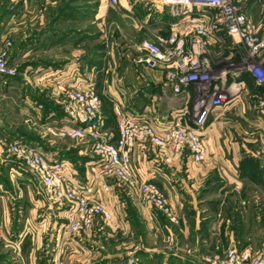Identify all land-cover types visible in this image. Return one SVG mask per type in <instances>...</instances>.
<instances>
[{"label":"built area","instance_id":"2783aa9c","mask_svg":"<svg viewBox=\"0 0 264 264\" xmlns=\"http://www.w3.org/2000/svg\"><path fill=\"white\" fill-rule=\"evenodd\" d=\"M100 2L116 6L120 0ZM136 2H144L148 11L147 19L137 18L136 23L152 37L133 43L131 60L162 70L161 93L153 95L141 111L114 101L118 130L114 139L101 112L100 94L92 84L81 83L67 89L62 102L68 122L49 124L45 130V135L55 138L86 142L95 155L93 175L82 178L71 160L50 157L39 146L18 141L4 146L3 152L16 164L13 170L37 182L49 203L68 202L65 235L88 232L98 221L113 220L112 210L100 198L102 191L111 188L107 177H115L118 185L139 193L143 201L178 222L166 193L138 174L134 147L150 144L165 163L187 152L193 162H203L208 156L204 132L210 117L248 93L246 74L263 88V95L257 97L264 107V22L246 12L245 1L134 0L131 4ZM224 52L234 54V59L215 68L214 59ZM13 73L0 53V74ZM161 100L181 107L170 119H158L153 113ZM203 264H264V247L241 252L232 247L223 257H205Z\"/></svg>","mask_w":264,"mask_h":264},{"label":"crops","instance_id":"0c3cea01","mask_svg":"<svg viewBox=\"0 0 264 264\" xmlns=\"http://www.w3.org/2000/svg\"><path fill=\"white\" fill-rule=\"evenodd\" d=\"M66 1L69 0H0V16L3 17V19H0L2 24L0 25V30L2 29L4 31V35L2 34L1 36H7L8 34L16 36L18 33V37L23 41L17 51L18 58L13 56L12 61L21 58V62L24 63L37 59L38 65L36 67V72H40L41 74L46 73V69L40 64L56 62L54 60L55 58L45 56L48 53H57L55 56L56 58L63 56L62 59L70 61L68 66L72 67L71 69L73 70L78 68V72H81L79 66L83 62L84 67L89 66L90 63L86 62L82 56L80 57L81 51L79 50L81 47L92 46L91 41L93 39L91 36L93 31L86 27L87 25L89 26L96 23L97 26L101 28L103 22L109 19L113 9L106 3L100 2V0H97V2H95L96 0H71V3ZM244 1L246 12L255 20L264 21V0ZM131 2V0H120V5H122L124 9L131 11L130 14H136V11H138L141 6L137 3L136 5L140 7L134 6V8ZM82 5L86 6L84 7ZM132 7L136 11L131 10ZM147 17L148 11L147 9H143L140 19H147ZM82 30H84V32ZM50 57H54V55ZM80 58H83V60H80ZM129 60L132 62L131 64L133 67L136 68L134 72H132L131 75L129 74L130 76L125 82L121 81L124 80L123 78L125 77L118 78L116 83H114L113 79L111 81L112 83L108 85V91L114 96L116 101L121 102L125 106V109L141 111L150 102L153 95L161 93L162 89L160 85L163 81V72L161 69L150 70L144 66L137 65L131 60V57ZM29 68L30 67H27V70H29ZM67 68L68 67L65 69ZM106 68L107 66L105 65L104 69ZM64 70L63 74L66 73L65 76L63 74L60 75V73H62L60 70V73L57 72L60 75L58 76V82L62 83V85L53 88L55 101L61 100L63 93H65L64 89H69L81 83L86 84L81 82L82 78L90 80V78L93 77L89 70H84L88 77L81 73L78 74L79 76H74V74H77L76 72L73 71L71 73L69 70V72ZM25 93L26 92H24V95H26V97H23V94L20 93V99L18 100L10 91L0 88V134L3 138L1 139L2 141L22 142L23 138L31 137L38 141L44 138L45 129L49 124H64L68 122L65 113L59 106L42 109V105H39V114L36 117L29 118L27 116L26 119L17 117L15 112L23 111V106H33L32 103L34 99L31 102L28 98L29 94ZM245 95L244 93L242 94L238 103L226 106L212 113L208 127L204 132L208 156L203 162H193L187 152L175 162L165 163L156 157L155 148L150 144H137L132 154L133 163L138 174L143 179L153 181L162 189L166 190H176L180 185H183L182 188H185L186 181L189 182L194 179L197 182L198 180H203L211 170L216 169L219 172V177H217L216 182H214V185H216V197L211 198L214 209L213 212L216 214H213L214 218L211 222L208 221L206 214L200 216L196 220L197 226L201 231L202 228L205 227L204 230L206 229L208 233H211L213 239L210 247L211 251L222 250L235 243L242 244L245 242L243 233L246 232V226L249 222L247 214L250 212L252 215L253 213V203H251L249 195L250 193L253 194L256 200L260 199L259 193L262 194L261 196L264 195V133H262L260 139H258V136H253L254 131L250 132V134L246 131L244 139L245 143H247V145L249 144L248 146L251 148V151L246 150L237 138H234L233 135L226 132L225 128L228 121L221 119L226 111L230 112L234 110L240 111V113H247L244 119L252 124L253 122L251 119L252 117L254 118V111H257V104L247 108L244 103ZM163 106H168L169 109L162 111L161 107ZM180 107L181 106H170L165 100H161L156 103L153 114L158 119L168 120L175 114V109ZM214 113L219 114L216 115ZM260 113L259 115H255L258 118H256V121H258V126L264 129V109H260ZM104 116L106 117V115ZM116 131L117 134L114 136V139L118 136L117 125ZM259 143L263 146L262 149L260 148L261 150L257 147ZM82 144L83 149L81 152L90 154L87 155L89 159L84 164L85 174H81L79 169L78 172L82 178H86L92 176L93 172L96 170L93 167L95 155L86 142ZM42 149L50 157H59L60 155V150L58 148L49 147V149L46 150L42 147ZM254 149L255 151H252ZM3 150L4 146L0 145V163H7L6 160L9 158ZM248 165L257 166L258 174L260 175L259 180L249 179L246 177V174L242 175V173H244L243 171L248 168ZM15 167L16 164L11 166L10 169H6L3 181H0V203L2 204V206L0 205L1 223L4 225L12 222L29 223L32 218L40 215L39 211L42 207H47L51 210H60L59 207L50 205L44 197L34 198L31 192L36 188V192L39 193L37 182L31 180L26 174H20L14 171L13 169H15ZM243 167H246L245 170ZM178 182L180 183L179 185ZM114 187L115 186L111 184L109 190L102 191L100 198L104 200L112 210L114 217L111 222H114L118 227L120 224L118 220L115 219L116 205L114 207L113 203L115 194ZM8 200L14 201L12 206L11 204L7 205ZM200 201L201 204L198 208V214L206 213L209 208L208 205H210V203H208L210 199L203 197ZM140 207V211L144 214V217L151 214L152 209L150 204L146 202L140 203ZM67 208L66 206L62 211H58L59 215L65 213L67 216ZM237 209L241 210L238 212L241 214L238 219L240 224L233 223L234 219L232 216L237 213ZM52 214L55 213L53 212ZM222 216L225 217L222 218ZM16 227L18 228V226ZM103 227V222L98 221L93 228V232L98 233L103 230ZM24 229L25 227L20 226L19 230L24 231ZM34 236L35 233H33V237ZM39 249L40 247L36 249L31 247L23 249L21 254L26 255L28 259L27 264H37L38 259L40 260L43 258L46 260L43 264H53V262H55L54 264H59V255L58 253H54V248L52 250L43 248V252H40ZM150 252L149 263L151 262L150 264H153L154 258L152 256V251ZM4 254L5 253L0 255L3 256ZM159 258H162L161 261L163 264H191L189 262V257L181 256V258H169L164 254ZM69 261L76 262L75 254ZM90 262L91 256L82 261L84 264H90ZM0 264H7V257L1 258Z\"/></svg>","mask_w":264,"mask_h":264},{"label":"rangeland","instance_id":"374dc122","mask_svg":"<svg viewBox=\"0 0 264 264\" xmlns=\"http://www.w3.org/2000/svg\"><path fill=\"white\" fill-rule=\"evenodd\" d=\"M66 2L71 3L72 1L69 0ZM95 2H97V0ZM132 2H134V0H132ZM144 2H138L141 7L136 5L137 2L132 4L133 7L139 6L142 9V11L140 8L136 11L134 9L135 7H132L131 10L136 11V14H130L131 11L124 9L120 3L116 6H109L113 10L110 13L109 19L103 22L101 28L97 26L96 23L89 26L87 25L86 28H90L93 31L91 36L93 39L91 41L92 46L81 47L79 50L81 51L80 57L82 56L86 62L90 64L87 67H84V62L80 64L79 67L81 72H78V68L74 70L71 69L72 67L68 66L70 61L62 59L63 56L56 58L55 56L57 53H48L45 55L49 58H55L54 60L56 62L40 64L46 69V73L43 74L36 72V67L38 65L37 59L24 63L21 62V58L12 61L13 56L18 58L17 51L23 41L18 37V33L16 36L8 34L2 37L1 35H4V31L1 29L0 53L4 55L6 64L14 69V73L10 75L0 74V88L10 91L18 100L20 99V93L23 94V97H26L24 92L29 94L28 98L31 102L34 99L32 103L33 106H23V111L15 112L17 117H22L23 119H26L27 116L29 118L36 117L39 114V105H42V109H47L52 106H59L62 109V102L67 97V89H64L65 93H63L61 100L55 101L53 88L62 85V83L58 82V76L64 73L63 70L66 67H68L65 69L67 72L70 71L72 73L74 71L77 73L76 75L74 74V76H79L78 74L81 73L88 77L84 70H89L93 77L90 78V80L82 78V81H80L87 85L92 84L100 94L102 98L101 112L103 111L102 114L104 113V115H106L105 118H107L106 127L110 132H113L115 136L117 134V118L114 113V101H116V99L109 93L108 85L112 83L111 81L113 79L114 83H116L118 78L125 77L123 78L124 80H121L124 82L129 78L131 73L136 69L129 60L132 53H134L133 43L139 41L143 37H152L146 30L139 29L136 23L143 9H147ZM82 6L85 7L86 5ZM0 19H3V17L0 16ZM0 25H2L1 21ZM82 31L84 32V30ZM49 54L54 55V57H50L51 55ZM234 57V54L230 55L224 52L218 59H214V67H223L227 62L232 61ZM83 58H80V60H83ZM105 65L107 66L106 69H104ZM27 67H30L29 70H27ZM59 70L62 73H60ZM57 72H59L60 75ZM81 74L80 76L82 77ZM63 75L65 76L66 73ZM244 94H246L244 103L247 108L257 104V111H254V118H250L253 123L250 124L248 120L244 119L247 113H240V111L234 110L230 112L226 111L221 119L228 121L225 128L226 132L233 135L234 138H237L243 144L244 149L246 148V150L251 151V148L248 146L249 144L247 145V143H245L244 137L246 136V131L248 134L254 131L253 136H258V139H260L261 134L264 133V129L258 126V121H256L257 116L255 115L261 114L260 109H264V107L258 106L259 101L257 98H254L255 94L252 88L248 87V93ZM260 94L263 95V93ZM166 109H169V107H161L162 111ZM1 139L3 138L0 134V145L2 146L15 143V141H2ZM41 140L48 148H58L60 150L59 157L64 153L69 154L80 165L85 162L88 158L87 155L90 154L81 152L83 149V141L80 140L59 139L49 135H45L44 138L39 141ZM258 145L257 147L262 149L263 146L261 143ZM252 151H255V149ZM156 157L159 159L157 153ZM245 168L243 167L244 170ZM243 172L242 175L246 174V177L249 179H260L257 166L255 165H248V168ZM217 177H219V172L215 169L211 170L203 180H198L197 182L194 179L189 182L186 181L185 188H182L183 185H180L176 190H166L162 189L157 184L166 193L168 204L177 216L178 222H173L165 213L157 210L153 206H151V214L144 217V214L140 211V203H144L145 201L141 199L139 193L131 192L125 188V186L118 185L115 177H107L109 184L115 186L113 203L114 207L116 205L115 219H117L120 224L118 227L114 222L103 223L104 227L102 231L104 232L100 231L97 233L93 232L92 229L91 231L81 232L77 235H65L64 231L68 223V216H66L65 213L59 215L58 211H62L66 206L68 207L69 204L68 202L50 203V205L54 207H59L60 210H51L47 207H42L39 211L40 215L32 218L29 223L25 222V224L12 222L4 225L0 221V254L5 253L3 256L0 255V259L7 257V264H27L28 259L26 255L21 254L23 249L30 247L36 249L40 247V252H43V248H49L50 250L54 248V253H58L59 255V264H84L82 261L90 256V264H150V251H152V256L154 258L153 264H163L161 261L162 258L160 259L159 257L164 254L169 258H181V256L189 257V262L191 264H203L205 263V257H214L215 255L223 257L226 251L232 247L237 248L240 252L246 249L252 251L261 250L264 247V195L261 196L262 194L259 193L260 199L256 200L253 197L254 195L250 193V200L251 203H253V213L252 215L250 212L247 214L249 222L246 226V232L243 233L245 242L242 244L235 243L222 250L211 251L210 247L213 241L211 233H208L206 229L204 230L205 227L202 228L201 231L197 226L196 220L200 216L206 214L208 221L211 222L214 218L213 214H216L213 212L214 209L211 198L216 197V185H214V182H216ZM179 184L178 182V185ZM36 191L35 188V190L33 189L31 192L34 198H45L40 191L39 193ZM203 197L210 199V202L208 201L210 205H208L209 208L206 213L198 214V208L201 204L200 200H202ZM13 202V200H8L7 205L11 204L12 206ZM0 205L2 206L1 203ZM239 211L241 210H238L237 213L232 216L234 219L233 223L235 224H240L238 219L241 214L238 213ZM53 212L55 214H52ZM223 217L225 216H222V218ZM16 226H18V228ZM20 226L25 227L24 231L19 230ZM33 233H35L34 237ZM74 254L76 262L69 261ZM43 259H38L37 264H41L42 262L45 263L46 260L45 258ZM54 263L55 262H53V264Z\"/></svg>","mask_w":264,"mask_h":264},{"label":"trees","instance_id":"16d2710c","mask_svg":"<svg viewBox=\"0 0 264 264\" xmlns=\"http://www.w3.org/2000/svg\"><path fill=\"white\" fill-rule=\"evenodd\" d=\"M245 79L247 81V84L250 88L253 89L254 91V94L256 95L254 98H257V100L259 99L257 96H261L262 94L260 93H263V88L256 85L255 83V78L253 76H251L250 74H247L245 76ZM256 100V101H257ZM31 136V135H30ZM33 137L31 138H23V141L24 143H27V144H30V145H34V146H39V147H44L46 149H49L48 147L45 146L44 142L41 140V141H36L34 139H32ZM61 159H69L71 160L75 167L77 168V170L79 169L80 170V173L81 174H85V166L84 164L86 163V161L89 159V157L85 160V162L80 165L71 155L69 154H63L61 157H59ZM7 163L5 162H1L0 163V181H3V178H4V174H5V170L7 169H10L11 166H13L15 164V162L12 160V158H9L8 160H6ZM7 165V166H6ZM43 263V262H42ZM41 263V264H42ZM99 264V263H98Z\"/></svg>","mask_w":264,"mask_h":264}]
</instances>
